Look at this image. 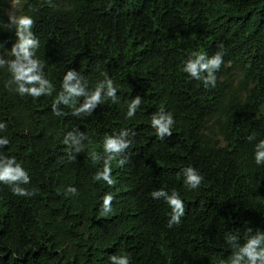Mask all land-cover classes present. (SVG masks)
Returning a JSON list of instances; mask_svg holds the SVG:
<instances>
[{
  "label": "trees",
  "instance_id": "trees-1",
  "mask_svg": "<svg viewBox=\"0 0 264 264\" xmlns=\"http://www.w3.org/2000/svg\"><path fill=\"white\" fill-rule=\"evenodd\" d=\"M13 1L0 0V58L14 59L11 20L30 15L52 88L20 96L0 69V136L9 140L0 151L22 164L31 177L22 186L35 190L14 196L0 184V264H109L111 255H128L130 264H228L225 233L243 243L249 230L264 231V166L253 158L264 139V0H19L12 17ZM220 50L214 88L183 72L190 53ZM69 70L89 90L107 75L117 102L73 116L80 97L54 115ZM137 95L141 105L126 119ZM160 110L175 120L162 139L151 126ZM74 129L88 137L80 153L63 142ZM123 129L132 143L123 166L112 161L110 187L94 175L105 136ZM189 166L204 177L197 189L184 185ZM69 186L75 196L65 195ZM160 189L180 194L179 225L169 228L171 208L152 198ZM106 193L113 210L101 215Z\"/></svg>",
  "mask_w": 264,
  "mask_h": 264
},
{
  "label": "clouds",
  "instance_id": "clouds-1",
  "mask_svg": "<svg viewBox=\"0 0 264 264\" xmlns=\"http://www.w3.org/2000/svg\"><path fill=\"white\" fill-rule=\"evenodd\" d=\"M15 25L16 42L13 45L10 55L14 59L0 58V69L6 68L10 74L8 86L15 85L14 91L20 96H30L33 99L50 95L51 82L44 74V62L36 56V50L40 47V41L33 32L34 20L30 15H21L11 20ZM224 51L220 50L209 56L205 52H192L185 60L183 72L188 74L190 79L202 82L205 88H214L217 83L216 73L220 71L224 64ZM62 91L56 97L52 105L53 114L63 115L60 105L72 107L78 98L83 97V102L75 107L73 116L91 115L93 110L102 105L105 101L117 102V87L113 80L105 75L103 81L98 83L94 90H89L87 81L75 70H69L64 74L61 84ZM141 105V97L137 95L128 105L126 119L135 117ZM175 120L170 112L160 110L151 118V126L155 129L156 135L163 138L165 135L171 136ZM7 127L6 122L0 121V132ZM130 130L123 129L117 134L105 136L103 140V152L106 154L102 158V170H98L94 175L97 182L103 181L108 186H113L115 180L112 176V161L118 159L120 166L127 162L126 150L129 149L132 141L129 139ZM88 139L84 132L77 129L66 133L64 143L69 145L74 153L84 150V142ZM256 139L255 134L248 137L249 141ZM9 144L6 137L0 136V149ZM72 158V154H69ZM253 158L257 166H264V139L255 143L253 148ZM99 159V157H98ZM184 185L189 189H197L201 185L204 177L194 167L182 169ZM31 181L28 171L22 166L14 156L4 155L0 151V184L10 187L14 196L31 197L35 190L29 191L22 185H27ZM77 189L69 186L65 195L75 196ZM153 199H161L171 208L168 227L179 225L181 218L185 215V205L176 191L169 193L163 189L151 193ZM100 208L101 215H108L113 210L114 196L111 193L103 195ZM241 237L232 232L225 233V242L230 246L232 254L228 264H264V231L258 230L254 234L249 233L244 237V242H240ZM109 264H130L128 255H111Z\"/></svg>",
  "mask_w": 264,
  "mask_h": 264
},
{
  "label": "rangeland",
  "instance_id": "rangeland-1",
  "mask_svg": "<svg viewBox=\"0 0 264 264\" xmlns=\"http://www.w3.org/2000/svg\"><path fill=\"white\" fill-rule=\"evenodd\" d=\"M18 3H19V0H14L12 2V9L10 10V14H11L12 17L15 15L14 11L16 10Z\"/></svg>",
  "mask_w": 264,
  "mask_h": 264
}]
</instances>
